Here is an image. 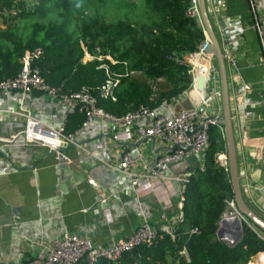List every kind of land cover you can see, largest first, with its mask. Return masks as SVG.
<instances>
[{"label":"crops","instance_id":"1","mask_svg":"<svg viewBox=\"0 0 264 264\" xmlns=\"http://www.w3.org/2000/svg\"><path fill=\"white\" fill-rule=\"evenodd\" d=\"M215 1L222 3L214 12L216 17L210 0H204L209 24L222 55L227 50L236 59L232 70L223 55L238 185L246 205L264 220V68L254 28V15L259 23L264 22V0ZM225 40L231 44L225 45ZM216 61L213 55L218 91L210 106L213 110L219 107L222 122V87ZM206 69V63L199 67L202 73ZM120 71H111L112 76L122 74ZM119 84L118 80L112 97H99L115 102ZM157 88L158 94L170 85L159 79ZM193 91L189 88L176 98L160 102L155 97L150 109L161 116L191 109L201 103L195 102ZM19 106L46 125L64 124L67 132H76L85 150L98 159L73 147L50 152L22 145L24 121L6 113ZM83 121V114L70 113L60 101L41 92L25 96L14 91L0 93V264L32 261L64 233L87 237L95 248H101L126 239L144 220L157 226L162 212L176 224L173 184L152 180L134 189L131 177L108 167L118 165L123 152L132 150L138 159L132 171L143 172L166 149L154 140L139 139L135 127L129 129L130 139H115L116 129L110 122L97 119L82 127ZM220 126L226 143L225 126ZM221 159L226 160L228 171L227 148ZM192 168V163H180L171 173L179 175ZM101 198L106 199L103 207L98 204ZM102 209L108 210V215Z\"/></svg>","mask_w":264,"mask_h":264},{"label":"trees","instance_id":"2","mask_svg":"<svg viewBox=\"0 0 264 264\" xmlns=\"http://www.w3.org/2000/svg\"><path fill=\"white\" fill-rule=\"evenodd\" d=\"M144 1L155 17L150 23H106L96 17L82 21L75 36L67 22L79 17L81 3L77 0H0V13L8 14L3 18L12 16L8 24L3 20L5 28L0 30V81L17 76L22 56L40 48L43 56L34 66L48 85L63 94L89 89L97 97L98 106L113 116L140 105L150 108L154 100L150 82L156 79L170 85L154 97L156 102L176 98L190 88L191 82L188 66L175 60L198 52L204 36L196 22L185 16L188 0ZM24 21L31 23H22L20 28ZM95 46L114 59V64L103 63L109 71L123 73L126 63L127 68L139 72L134 77L119 78L115 102L99 97L100 88L108 80L105 69L99 68L101 63L82 59L83 48L93 54ZM207 133L204 171L197 169L189 178L183 220L176 227L174 239L161 234L153 246L138 247L115 264H168L169 258L176 264H254L264 256V242L257 235L264 232L254 226L257 233L243 223L241 239L234 246L217 240L224 201L234 196L229 172L218 162V157L226 153L221 126L210 125ZM194 228L198 234H190ZM183 249L186 255L180 254Z\"/></svg>","mask_w":264,"mask_h":264},{"label":"built area","instance_id":"3","mask_svg":"<svg viewBox=\"0 0 264 264\" xmlns=\"http://www.w3.org/2000/svg\"><path fill=\"white\" fill-rule=\"evenodd\" d=\"M212 14L216 17L217 6L222 5L220 2L210 0ZM15 15V11H12ZM185 16L193 19L197 26L201 29L204 39L198 48V52L185 56L182 60L176 58V62L188 66V73L191 75L190 89L196 88L197 81L200 77L195 74V65L191 59L197 57L198 60L207 62L208 76L205 78V86L208 89L206 98L199 105L191 109H180L176 113H171L169 116L157 115L152 109L140 105L138 108L129 111L121 116H113L98 106L97 97L89 89H81L78 92L63 94L58 88L48 85L40 75V71L34 66V63L43 56V51L36 48L33 51L22 56L20 63L21 69L17 76L0 81L1 92H19L22 96L28 95L33 91H38L45 94L52 100H58L67 107L70 113L78 111L83 114L84 121L82 127L88 126L94 120H104L110 122L116 129L115 139H130L128 134L129 129L135 127V133L139 139H148L156 141L161 148L166 149V152L157 156L152 164L145 166L143 172H134L132 169L138 164V159L132 156V150H126L122 154L121 161L118 165L108 167L118 173L131 177V187L136 189L144 182L156 181L163 184H173L175 186L174 196L177 199V220L176 224H171L166 218L165 212L159 216L157 226H152L148 221L144 220L132 234L124 240L110 242L104 247L95 248L91 240L87 237L78 236L70 233H64L59 239L53 242L49 247H45L37 254L32 261L16 262L13 264H95L98 260L103 262L117 263L120 258L132 252L134 249L144 246H153L161 234L168 235L171 239L175 237L176 227L183 220V203L186 186L189 183V178L195 170L204 171V160L206 152L209 148L208 126L218 125L219 107L216 110L210 106L212 99L217 95V79L214 73L213 55L209 52L210 40L202 21L199 0H188V6ZM254 28L256 30L260 48H261V64L264 68V22L263 24L257 21L254 15ZM224 44L229 46L231 43L228 40ZM225 61L230 69L235 70L236 59L230 51L223 53ZM84 61H97L101 69H105L108 80L99 90V96L102 98L112 97L113 87L118 83L119 78L134 77L139 72L131 70L123 63L124 72L112 76L104 61H115L109 54H104L99 46L93 48V54L83 48ZM204 78V77H203ZM159 79L150 82L152 98L157 94V83ZM264 93V83H263ZM210 111V113H209ZM10 116L21 118L24 121L23 128V143L24 146L42 147L50 152H59L63 149L73 147L84 154L98 159L96 154L87 152L80 142L76 132L69 133L66 131L64 124L58 127H51L37 119L30 110L19 106L17 110L10 111ZM212 116L213 120H208ZM206 119V122H202ZM172 149L169 151L168 149ZM264 150V148H263ZM194 159L197 163L195 170L185 172L183 174L174 175L171 173L172 167L180 163L189 162ZM264 161V158H263ZM219 164L227 171L226 160H220ZM257 191L256 188H254ZM106 199L101 198L98 204L103 207ZM225 210L222 214L217 232L220 231V237L217 240L226 243L229 246H234L239 239L237 235L239 230L242 232V224H246L254 232L257 231L254 227L241 215L238 211L233 199L225 200ZM102 213L108 215V210L102 209ZM224 222L229 224L222 225ZM236 226L238 229L236 230ZM253 227V228H252ZM190 234H198L196 228L192 229ZM259 238L264 242V235L257 233ZM217 236V234H216ZM181 255H186L185 249L180 252Z\"/></svg>","mask_w":264,"mask_h":264},{"label":"water","instance_id":"4","mask_svg":"<svg viewBox=\"0 0 264 264\" xmlns=\"http://www.w3.org/2000/svg\"><path fill=\"white\" fill-rule=\"evenodd\" d=\"M200 2V12L202 15L203 22L205 24L206 32L210 37V48L209 52L212 53L216 57V63L219 71L220 81H221V87H222V108H223V114H224V121H217L219 125L223 124L225 126V132H226V148H227V159L229 164V176L230 181L233 189V196H234V202L236 204V207L238 211L241 213L242 216L254 227L264 232V220L259 218L245 203L242 193L240 190V187L238 185V179H237V170H236V158H235V152H234V146L232 142V135H231V125H230V109H229V98H228V91H227V83H226V73H225V65H224V59L223 55L220 52V48L218 47V43L215 39V36L213 35L212 28L208 21V16L206 13V8L204 5V0H199ZM191 75H189V79L191 80ZM205 86V78L200 77L197 81L196 88L198 90L203 89ZM210 113V111H209ZM214 118L212 116L208 117V120H213ZM206 122V119L202 122ZM172 151V150H170ZM188 162H186L187 164ZM189 163L193 164V170L196 169L197 163L192 158L189 160ZM193 170H188L187 172H191ZM229 224V222H224L222 225ZM238 227L236 226V230ZM242 236L241 230H239V234L237 235V238L240 240ZM217 237H220V231L217 232ZM261 254V253H260ZM102 260H98L95 264H102ZM264 264V263H263Z\"/></svg>","mask_w":264,"mask_h":264},{"label":"rangeland","instance_id":"5","mask_svg":"<svg viewBox=\"0 0 264 264\" xmlns=\"http://www.w3.org/2000/svg\"><path fill=\"white\" fill-rule=\"evenodd\" d=\"M81 3L79 9V17L69 19L67 28L75 36L78 34V26L82 21L99 18L106 23H115L117 21L127 20L136 24H148L155 20L154 14L151 13L149 7L144 0H77ZM5 14V13H3ZM12 16L0 14V29L6 23H10ZM54 19V18H53ZM60 22V20H57ZM20 28H23L22 23L28 26L31 21L20 22ZM213 63V62H212ZM217 69L214 66V73ZM253 228V227H252ZM254 258V257H253ZM253 258L250 261H253ZM261 259V260H260ZM168 264H176L171 258L168 259ZM264 258H258L254 264H263Z\"/></svg>","mask_w":264,"mask_h":264},{"label":"bare ground","instance_id":"6","mask_svg":"<svg viewBox=\"0 0 264 264\" xmlns=\"http://www.w3.org/2000/svg\"><path fill=\"white\" fill-rule=\"evenodd\" d=\"M192 63L195 65V74L196 76H203L204 78H207L208 74V69H209V66H208V63L207 62H203L201 60H198L197 57H194L193 59H191ZM202 63H206L207 64V69L205 71V73H202L200 70H199V67ZM193 94V99L195 100V102H201L203 101L207 94H208V89L206 87H204L203 89L197 91V90H194L192 92ZM259 258H264V256H260ZM261 260V259H260Z\"/></svg>","mask_w":264,"mask_h":264}]
</instances>
